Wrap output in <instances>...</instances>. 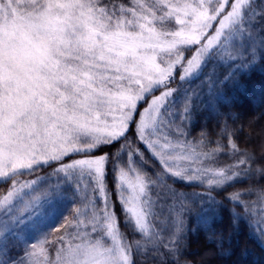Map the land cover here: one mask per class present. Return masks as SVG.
I'll list each match as a JSON object with an SVG mask.
<instances>
[{
    "label": "snow or ice",
    "instance_id": "obj_1",
    "mask_svg": "<svg viewBox=\"0 0 264 264\" xmlns=\"http://www.w3.org/2000/svg\"><path fill=\"white\" fill-rule=\"evenodd\" d=\"M258 49L264 0H0V264H135L145 249L179 264L188 199L215 197L167 181L223 191L264 177L227 122L228 151L190 137L199 93L184 85L203 76L219 100L218 85L253 66ZM145 150L160 166L153 174ZM221 155L234 159L221 166ZM113 194L140 239L121 231ZM225 198L244 209L233 224L252 217L264 238V187ZM213 211L198 219L215 242Z\"/></svg>",
    "mask_w": 264,
    "mask_h": 264
},
{
    "label": "trees",
    "instance_id": "obj_2",
    "mask_svg": "<svg viewBox=\"0 0 264 264\" xmlns=\"http://www.w3.org/2000/svg\"><path fill=\"white\" fill-rule=\"evenodd\" d=\"M262 55L264 52L258 49L253 66L238 72L233 80L218 85V89L223 93V98L219 100L216 96L208 93L207 86H201L203 76L201 80L193 81L191 85H184L185 88H194L199 93L193 101L194 107L186 129L190 137L199 139L201 133H204L209 147H215L214 142L219 140L223 150L228 151L227 137L219 135L222 124L227 122L230 129L233 130V139L238 147L254 153L256 159L253 167L264 164V60L261 59ZM208 71L209 69H205V73ZM228 71L230 69L226 67L217 68V72L221 74ZM178 83L177 80L172 86L176 87ZM210 104L216 105L217 111L222 114L214 113L209 107ZM229 110L233 114L232 118L227 117ZM103 150L109 151L107 148ZM144 159L146 164L143 167L149 174H153V169L160 170L159 164L146 150ZM217 159L222 166L231 163L234 157L221 155ZM44 171H48V169H41L40 174H43ZM107 182L111 191L113 189L111 176L108 177ZM167 183L178 192L188 194L208 192L215 197V201L209 200L208 196L188 199L187 206L191 211L184 217V236L181 241L182 254L178 256L179 264H264V238L259 235V229L253 230L251 227L249 221L252 220V217L247 220H237L234 225L233 213L243 215L244 209L225 198L232 192L264 187V177L256 174L246 181L235 182L223 191L190 187L183 182H174L171 179ZM6 187L7 185L0 186V191ZM112 199L115 203L114 194ZM241 199L246 202L256 201V196L244 195L241 196ZM115 207L117 216L120 218L121 231L126 233L129 240L140 239L130 227L124 225V217L118 203H115ZM202 208L214 210L208 215L212 222V229L217 235L215 242L210 239L207 225L198 219ZM68 218L71 219V216L69 215ZM62 231L54 232L53 235L62 234ZM49 247L53 250L55 245ZM154 256H159V258H154ZM134 260L135 264H173V257L166 253H153L151 249H145L142 253L135 254Z\"/></svg>",
    "mask_w": 264,
    "mask_h": 264
},
{
    "label": "rangeland",
    "instance_id": "obj_3",
    "mask_svg": "<svg viewBox=\"0 0 264 264\" xmlns=\"http://www.w3.org/2000/svg\"><path fill=\"white\" fill-rule=\"evenodd\" d=\"M117 3L128 4V3H129V0H126V1H125V0H124V1L119 0V1H117ZM185 54H186V56H187V55H189L190 53L186 52ZM48 171H50V169H48ZM28 178H30V177H28V176H24V177H22V179H28ZM5 189H6V188H5ZM2 190H3V189H2ZM66 203H67V202H65V204H62V205H61V213L63 212V208H64V206L66 205ZM59 215H60V213H58L57 216L54 217V218L50 221V223H52L53 226L55 225V223L58 222V220H59ZM46 247H47V250H48V255L51 256V257H54V256H55V248L52 250L49 246H46ZM20 252H21V245H18L17 247H15V248L13 249V251L11 252V253H12L11 255L16 256V255L20 254Z\"/></svg>",
    "mask_w": 264,
    "mask_h": 264
}]
</instances>
